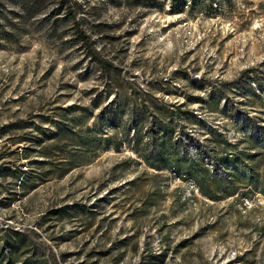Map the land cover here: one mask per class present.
I'll list each match as a JSON object with an SVG mask.
<instances>
[{"label": "rangeland", "instance_id": "374dc122", "mask_svg": "<svg viewBox=\"0 0 264 264\" xmlns=\"http://www.w3.org/2000/svg\"><path fill=\"white\" fill-rule=\"evenodd\" d=\"M68 5L117 84L187 108L174 137L196 153H210L212 132L242 148L240 129L264 122L257 86L211 94L246 68L264 76V0H0V248L16 230L27 249L5 248L13 264L45 256L44 244L56 264H264L262 194L211 202L167 171L152 178L126 144L103 147V137L54 176L70 134L118 90L73 38ZM113 128L94 131L120 137Z\"/></svg>", "mask_w": 264, "mask_h": 264}, {"label": "trees", "instance_id": "16d2710c", "mask_svg": "<svg viewBox=\"0 0 264 264\" xmlns=\"http://www.w3.org/2000/svg\"><path fill=\"white\" fill-rule=\"evenodd\" d=\"M39 1L28 0L30 5H37ZM64 14L70 19L73 38L83 46L98 68L106 73L109 81L116 83L118 90L113 88V98L98 108L95 118L86 131L83 133L75 131L70 134V150L66 152L64 163L54 168L55 177H60L73 167L86 162L85 155L93 151L97 144L96 140H101L100 137H103V147L110 146L111 149L117 150L121 144H126L144 167L151 171L149 175L152 178L165 175L167 171L177 178L193 183L198 194L211 202L228 197L241 202L254 193L264 195V177L261 178L258 172V167L264 163V122L259 120L254 128H248L246 125L248 118L244 117L243 123L246 126L240 129V133L241 140L246 144L242 148H238L236 143H230L221 134L212 132L215 143L210 148V153L208 155L203 152L196 153V149L189 144L193 143L197 146L196 142L187 138L188 144L184 145L180 137H174L175 123L181 124L179 117L188 113L187 108L157 101L149 92L131 86L130 82H127V86L123 89L117 84L119 77L115 73L113 63L100 54L91 37L74 18L69 5ZM253 70V68L242 70L232 82H219L217 88L212 90V96L219 91L225 93L227 89L242 91L241 95H243L247 90L253 89L254 85L264 93V76L260 73H252ZM182 71L186 74L184 70ZM193 82L201 86L203 79L193 78ZM226 101L224 96L223 107L227 105ZM91 103L94 107L99 106L94 98L91 99ZM103 122L108 123L112 128L120 124L121 136L117 137L116 132L111 136L97 134L94 130ZM20 141L23 140L17 142ZM54 144L60 145V140H56ZM253 148L255 150H252ZM13 233L17 238H10L5 242L7 247L0 248L1 263L16 262L11 254H6L5 248L10 252L12 249H17L18 244L24 247L27 243L23 236L24 232L17 233L13 230ZM43 247L46 250L45 256L41 257L42 254L37 256V253L31 250L29 254L22 256L18 264H56L55 255L50 247L45 244Z\"/></svg>", "mask_w": 264, "mask_h": 264}]
</instances>
